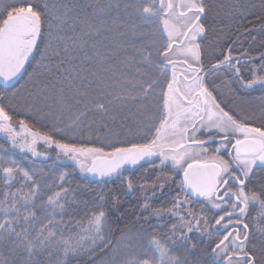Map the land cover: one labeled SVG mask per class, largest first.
<instances>
[{"label": "snow or ice", "instance_id": "6c2138e0", "mask_svg": "<svg viewBox=\"0 0 264 264\" xmlns=\"http://www.w3.org/2000/svg\"><path fill=\"white\" fill-rule=\"evenodd\" d=\"M0 136V264H264V0H0Z\"/></svg>", "mask_w": 264, "mask_h": 264}, {"label": "trees", "instance_id": "16d2710c", "mask_svg": "<svg viewBox=\"0 0 264 264\" xmlns=\"http://www.w3.org/2000/svg\"><path fill=\"white\" fill-rule=\"evenodd\" d=\"M261 22L260 21H255L256 25H259ZM226 34L221 36V38L219 39V42H216V36L215 35H211L209 37V40L212 42L209 45V51L212 52L213 55H219L220 54V50L222 47L229 45L232 40H233V35L231 32H227V30H225ZM245 43H251L250 41H246ZM261 47V45L259 44V37H258V41L256 43V48ZM247 75V73H245ZM219 83V81H217ZM261 95V91L259 89L253 91L251 93V98L255 99L256 97H259ZM258 111V109H255ZM256 123H259V120L256 121ZM1 142V141H0ZM1 144V143H0ZM5 148H8L9 146H5ZM27 165V162H24ZM41 167L40 165L37 166V168ZM59 170H68L71 172L70 168H60ZM45 171H47V169L45 168ZM71 175L73 176V187L79 186V190L77 192L78 197H80L81 199L84 200H89L92 198H95L100 190L101 187L104 188V190L107 192L108 189L111 188H116L119 189L120 185L117 184H109L108 186H102L97 184V182L95 181H89L88 179H85L84 177H82L78 171L77 172H71ZM258 183V182H257ZM128 203L131 207H135V205L137 204V202L135 200H131L128 199Z\"/></svg>", "mask_w": 264, "mask_h": 264}, {"label": "rangeland", "instance_id": "374dc122", "mask_svg": "<svg viewBox=\"0 0 264 264\" xmlns=\"http://www.w3.org/2000/svg\"><path fill=\"white\" fill-rule=\"evenodd\" d=\"M0 141H1V142H0L1 144L5 145V146H9V145L5 142L4 137L0 136ZM131 171L135 173L134 179H138V178L140 177V173H139V172H136L135 169H132ZM153 171H155V170H153ZM166 191H167V189H166ZM128 199L135 200V198H131V197H129ZM135 201H136V200H135ZM136 202H137V201H136ZM250 211H253V214H255V212H254V208H250Z\"/></svg>", "mask_w": 264, "mask_h": 264}]
</instances>
